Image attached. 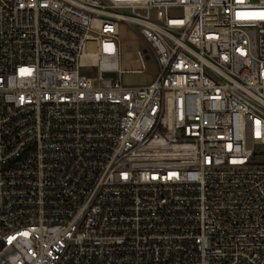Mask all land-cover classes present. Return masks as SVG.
<instances>
[{
	"label": "built area",
	"instance_id": "built-area-1",
	"mask_svg": "<svg viewBox=\"0 0 264 264\" xmlns=\"http://www.w3.org/2000/svg\"><path fill=\"white\" fill-rule=\"evenodd\" d=\"M262 14L0 0V264H264ZM121 21L149 84L113 76Z\"/></svg>",
	"mask_w": 264,
	"mask_h": 264
},
{
	"label": "rangeland",
	"instance_id": "rangeland-1",
	"mask_svg": "<svg viewBox=\"0 0 264 264\" xmlns=\"http://www.w3.org/2000/svg\"><path fill=\"white\" fill-rule=\"evenodd\" d=\"M120 70L113 76H120L123 84L139 86L151 83L159 72L157 57L148 43L138 34L136 25L125 21L119 23ZM148 49L150 58L141 61L139 51Z\"/></svg>",
	"mask_w": 264,
	"mask_h": 264
},
{
	"label": "snow or ice",
	"instance_id": "snow-or-ice-1",
	"mask_svg": "<svg viewBox=\"0 0 264 264\" xmlns=\"http://www.w3.org/2000/svg\"><path fill=\"white\" fill-rule=\"evenodd\" d=\"M262 18H264V14H262Z\"/></svg>",
	"mask_w": 264,
	"mask_h": 264
}]
</instances>
